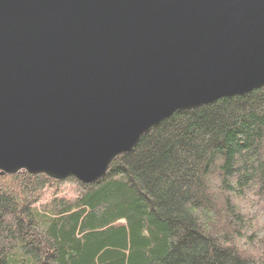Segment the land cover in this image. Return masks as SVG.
Segmentation results:
<instances>
[{"label": "water", "instance_id": "1", "mask_svg": "<svg viewBox=\"0 0 264 264\" xmlns=\"http://www.w3.org/2000/svg\"><path fill=\"white\" fill-rule=\"evenodd\" d=\"M264 88V0H0V174L88 184L174 112Z\"/></svg>", "mask_w": 264, "mask_h": 264}, {"label": "trees", "instance_id": "2", "mask_svg": "<svg viewBox=\"0 0 264 264\" xmlns=\"http://www.w3.org/2000/svg\"><path fill=\"white\" fill-rule=\"evenodd\" d=\"M0 264H264V88L174 112L92 183L0 174Z\"/></svg>", "mask_w": 264, "mask_h": 264}, {"label": "rangeland", "instance_id": "3", "mask_svg": "<svg viewBox=\"0 0 264 264\" xmlns=\"http://www.w3.org/2000/svg\"><path fill=\"white\" fill-rule=\"evenodd\" d=\"M250 92H248V93H250ZM242 95H244V94H242ZM224 97H230V96H224ZM190 110H192V109H190ZM76 192L77 191L74 190L72 187L71 188H63L62 185H61V187L59 189V194L60 195L72 196V195H75ZM252 197L253 196L249 194V198L242 199L240 201V204H243V206H245L248 209L249 216H250V225H251V227L260 228L261 222H262V218H263V211L261 210L260 205L256 201L252 200Z\"/></svg>", "mask_w": 264, "mask_h": 264}]
</instances>
